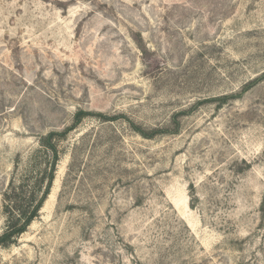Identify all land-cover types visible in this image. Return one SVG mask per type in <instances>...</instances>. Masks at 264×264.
I'll return each mask as SVG.
<instances>
[{
	"label": "rangeland",
	"instance_id": "obj_1",
	"mask_svg": "<svg viewBox=\"0 0 264 264\" xmlns=\"http://www.w3.org/2000/svg\"><path fill=\"white\" fill-rule=\"evenodd\" d=\"M52 131L0 264H264V0H0V233Z\"/></svg>",
	"mask_w": 264,
	"mask_h": 264
},
{
	"label": "trees",
	"instance_id": "obj_2",
	"mask_svg": "<svg viewBox=\"0 0 264 264\" xmlns=\"http://www.w3.org/2000/svg\"><path fill=\"white\" fill-rule=\"evenodd\" d=\"M58 135L61 133L52 131L40 138V144L49 153L48 160L41 175L34 180L31 190L28 191L24 183L16 185L11 181L8 190L3 194L6 226L0 233V247L11 244L41 212L53 187L57 171L59 150L54 138Z\"/></svg>",
	"mask_w": 264,
	"mask_h": 264
}]
</instances>
